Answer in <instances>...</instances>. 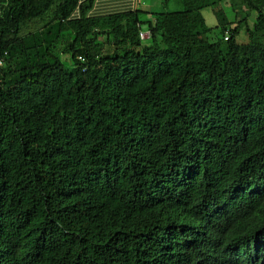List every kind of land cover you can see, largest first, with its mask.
<instances>
[{"label": "trees", "instance_id": "1", "mask_svg": "<svg viewBox=\"0 0 264 264\" xmlns=\"http://www.w3.org/2000/svg\"><path fill=\"white\" fill-rule=\"evenodd\" d=\"M94 1L0 0V264H264V0Z\"/></svg>", "mask_w": 264, "mask_h": 264}, {"label": "crops", "instance_id": "2", "mask_svg": "<svg viewBox=\"0 0 264 264\" xmlns=\"http://www.w3.org/2000/svg\"><path fill=\"white\" fill-rule=\"evenodd\" d=\"M85 1L79 0V3L82 4ZM183 1L185 0H95L87 16H104L135 10L152 11L151 9L156 12H174L175 10L169 9L170 4L177 7L182 5ZM73 17H78L77 11L73 14Z\"/></svg>", "mask_w": 264, "mask_h": 264}, {"label": "rangeland", "instance_id": "3", "mask_svg": "<svg viewBox=\"0 0 264 264\" xmlns=\"http://www.w3.org/2000/svg\"><path fill=\"white\" fill-rule=\"evenodd\" d=\"M236 2V0H226L225 2L220 3V9H222L226 15V17L228 18L229 21L234 20V15L236 13H238L239 16V20H241L242 18L245 19V21L242 22V27L240 29V33L238 34V36L236 37V41L237 42H247L248 37L245 33V31L247 29L252 30L255 20H256V11L255 10H248V8L243 7V11L246 10V13L240 10V7L237 8L236 12H235V8L233 6V4ZM231 5L233 6V8H231ZM171 7V8H170ZM183 8V5H179L177 7H174L173 4H170L169 9L170 10H180ZM211 9V8H210ZM210 9H205L204 10V16H206L207 20H209L208 22H210L209 18L214 19L213 15H212V11ZM151 12H156L154 9H151ZM214 21V20H213ZM143 31L145 30V27H142ZM219 34L218 32H214L210 35V40L211 41H215L217 38H219Z\"/></svg>", "mask_w": 264, "mask_h": 264}, {"label": "built area", "instance_id": "4", "mask_svg": "<svg viewBox=\"0 0 264 264\" xmlns=\"http://www.w3.org/2000/svg\"><path fill=\"white\" fill-rule=\"evenodd\" d=\"M141 37H142V38H143V37H147V34L142 35ZM225 40H227V37L225 38Z\"/></svg>", "mask_w": 264, "mask_h": 264}, {"label": "clouds", "instance_id": "5", "mask_svg": "<svg viewBox=\"0 0 264 264\" xmlns=\"http://www.w3.org/2000/svg\"><path fill=\"white\" fill-rule=\"evenodd\" d=\"M145 34H147V33H145ZM145 34H144V35H145ZM147 36H148V35H147ZM144 38H146V37H143V39H144Z\"/></svg>", "mask_w": 264, "mask_h": 264}]
</instances>
